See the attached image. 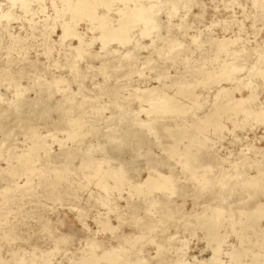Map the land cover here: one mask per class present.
Instances as JSON below:
<instances>
[{"label": "rangeland", "instance_id": "obj_1", "mask_svg": "<svg viewBox=\"0 0 264 264\" xmlns=\"http://www.w3.org/2000/svg\"><path fill=\"white\" fill-rule=\"evenodd\" d=\"M52 1L43 0L41 3L32 1L24 6L28 9L26 12L25 8L17 3L18 1L0 0V11L9 12L8 20L3 19L0 23L3 25H0V76L7 70L10 73L6 72V77L2 76L3 79L0 77V264H15L20 258L25 264H74L73 261H79L80 257L82 259L88 255L89 252L86 253L88 251L87 243H94L97 246L95 247L98 251L91 255L95 259L90 258L95 264H108V261L109 264H131L133 261L132 264H141L140 261L143 259L141 253L150 259L144 258L143 262H147H142V264H175L178 256L183 257L185 264H195L197 261L198 264H206L205 261L210 259L213 254V247L218 245L209 237L205 226L200 224L203 222L202 219L204 220L203 214L214 209L213 207L217 206L222 195L224 198L221 197V202H226L229 198L226 204L238 202L243 197L244 203L242 199L239 203L245 205V208L241 209L244 212L239 214L232 212L237 209L229 208V213L217 217V222L214 223L217 226L215 233H218L217 235L223 239L217 258L220 262L222 261V264H234L233 252L236 251L239 252L237 264H251L252 261L264 264V119L262 125L261 122H255L252 117H246L241 111L239 112L243 115L237 110L225 107L224 100L215 98L218 87L216 84L204 85L200 83L193 89V92L199 95L201 108L195 107L197 111L195 108H191L190 112L187 111L190 116L189 113H186L185 118L183 117L184 120L180 118L181 121L178 117L168 120L170 114H168L169 118L167 114L163 115L164 117L161 114L162 121L160 120L158 124L155 123L151 129H143L147 137L143 134L142 129H140L141 131L138 130V127L135 129L130 124L132 123L131 118L140 107H148V103L142 98L143 93L140 95L136 93L138 96L134 97L133 90L143 91L148 87L162 89L164 86L167 88L175 80L194 81L196 74H187L186 71L189 69L193 72L194 69L201 67L217 68L221 62L233 64L238 67L235 70L237 73L234 71L237 77L232 73L233 78H230L234 81H225L221 85L232 88L236 86L237 79H241L243 83L246 82L244 76H246L247 69L245 68L257 64L259 62L258 54L264 49V0H192L190 8L183 7L182 3L184 2L180 0H173V4L170 2L165 4L162 3L165 0H160L159 4L161 5L157 9L158 12L156 10V14H158L152 15L162 23L157 21L160 28L158 32L156 31L157 33L151 34L153 33L151 32L150 36L146 37L140 34L142 23L138 24L134 27L135 29L131 30L130 40L127 43L129 45L124 46L125 48L115 43L108 45L106 49L110 53L113 49L114 55L113 53L106 54L108 50H100L99 43L95 42L94 46L92 45L90 48L89 55L95 54L98 56L97 59L87 57L78 62L75 61L77 64L75 73L70 72L68 68L72 55L68 53L70 51L67 50V48L69 49L67 46H75L77 42L70 38L62 40L63 42L59 41L61 30L58 20L59 18L67 20L68 14L58 12L62 8L59 0H54L53 7ZM140 1L143 3L146 0ZM119 3L115 1L111 5V7L114 6V10L111 9L112 11L110 10L109 13H111L108 15L112 20L120 16L116 13L118 8L127 7L126 4ZM128 5H132V3ZM97 12L102 13L105 10L101 7ZM114 13L119 16H114ZM160 24L161 26H159ZM52 25H54L53 30L50 29ZM76 25V30L82 33L85 41L93 35H99L97 30L90 32L86 29L89 26L85 20H78ZM44 26L49 28L45 29ZM13 38L19 40V43L21 42L22 49L19 43L13 44ZM233 38L237 40L233 45H230V48L228 46V49H225L227 53L225 50L216 51L213 40L219 43L222 39ZM151 42L155 45L150 44V47L149 43ZM133 47L135 48L133 52L136 51L134 52L135 62L133 66L129 67L127 66L129 62L121 61V56L126 50L132 51ZM48 50L49 53H47ZM233 52L239 55H234ZM236 56L238 58H235ZM231 60L232 63H230ZM87 65H91L88 70ZM97 67L99 68L97 69ZM1 70L5 71L1 72ZM103 70L105 71L104 75ZM10 75L12 78H16L20 88L28 89L23 92L25 99L31 102L38 95L41 104L38 107L43 109V106H46L51 109L46 114L47 117L33 115L35 116L33 118L32 112L28 113L27 110L18 111L17 114L14 112L12 93L16 84L14 82L7 84L8 80L6 79L10 78ZM54 76L60 77L63 83L52 84ZM4 78L6 79L4 80ZM262 80L253 77L254 84H256H253L256 98L250 105H259L264 111V86H262L264 81ZM37 83H41L40 86ZM42 84L45 87H41ZM175 90L176 87H171L165 89V92L172 94ZM129 91H132L131 94ZM247 94L248 91L244 88L240 93L233 92L235 98L246 97ZM178 99L184 103L188 102L185 96H178ZM65 102H70L67 103L68 107ZM60 103H63L62 106ZM64 104L66 108L62 114L60 108L62 111ZM210 104L212 105L210 106ZM80 106L82 110L79 108ZM69 107L73 109V114L69 113L71 109ZM54 109H59L60 113ZM131 112L133 115L129 116ZM235 112L239 114L236 115ZM69 114L71 117L68 116ZM112 114H123L124 116L121 126L118 125L121 130L115 126L119 133L125 129L127 124L130 125L126 126L124 130V139H127L122 145L123 147L115 141L109 139L107 141V138L116 132L111 128H106V126H110L109 123L112 124V121L104 122L106 118L113 116ZM60 115L63 116L60 117ZM138 115L140 119L145 116L144 113ZM48 120L50 121L48 122ZM203 122H207V124L202 125ZM75 124L78 126L76 127ZM101 124L103 126L106 124V126L103 128ZM216 124L220 127L214 128ZM63 125L66 128L63 129ZM28 126L34 127L35 133L42 136V139L35 158L33 157L28 164L21 166L17 162L16 156L25 152L34 143L32 133L24 130ZM202 126L205 127L201 128ZM101 128L104 130L101 131ZM162 128H172L167 132L170 139L161 136L162 130L160 129ZM183 129H187L185 135L180 132ZM146 130L151 132L148 131V134ZM152 130L155 131V134ZM127 133L129 134L127 135ZM68 135H70L69 138ZM132 138L134 141L136 138V141L134 142ZM186 145H189L187 149ZM110 146H113V152L110 150L112 149ZM72 147L74 148L70 156L72 158L77 156L79 160L75 158L73 160L78 161L79 164L76 162L71 164V157L67 159L63 157L66 151L70 152L67 149ZM149 148L151 149L147 152ZM88 149L91 154H88ZM83 150L86 151L83 153ZM146 153L156 154L158 157L156 160L160 159V162L154 159L158 165L154 164L156 165L154 167L159 168H156L158 171L153 173L155 176L158 173L163 175L171 173L167 176L172 175L175 191L179 190H177L178 192L174 191L175 197L172 196V193H168L172 197V205L169 203L167 206L165 203L167 199L163 194L166 192L156 190L150 194H138L133 190L134 185L138 184V181H143L148 175L147 162H145L148 158L143 157L148 155ZM142 154L145 155L141 156ZM92 155H94L93 158H90ZM85 156L87 157L85 158ZM184 159L185 162H183ZM165 161L167 164L164 163ZM171 162L177 163L171 165ZM10 168L14 171L11 172ZM94 169L99 171L96 172ZM115 170H119L123 181L117 183L118 185L113 188L115 181L111 177ZM2 171L5 173L3 174ZM241 171H243V176L238 179L236 176ZM180 172L181 174H179ZM6 173L9 175L8 177L5 176ZM201 176L208 181L199 183L196 178L199 179ZM250 176L254 177L252 182H256L243 183L245 188L241 190L242 180ZM133 180L136 182L134 183ZM250 180L249 182H251ZM178 185L180 187L177 188ZM203 185L207 187L203 188ZM210 186L214 187L210 188ZM259 186L263 188L260 187L261 190L257 193L253 192V189L257 190ZM191 189L198 194L190 192ZM205 190H207L206 193ZM217 191L223 194L218 193L217 195ZM194 194H196L195 197L197 196L195 201L198 203L192 202ZM238 194L240 197L237 196ZM201 196H203L202 199H199ZM236 196L238 200H235ZM199 200H201L200 203ZM219 202L218 206L225 205V202L220 205ZM101 222L108 223L113 227V230L103 228ZM142 227L146 228L147 233L145 232L146 236L143 235L145 234L144 229L143 234L140 235V239H143L140 240L136 237L139 236ZM135 235L137 236L135 237ZM170 237L173 239H169ZM133 239L134 244L131 246ZM136 239H139V242ZM135 242L137 243L135 244ZM55 247L57 248L55 249ZM113 247L114 250L121 252L114 250L113 252L111 250ZM104 251H109V255L113 254V257L106 255L96 259L102 256ZM133 252H135L134 255ZM138 254L141 256H137ZM107 256L109 257L107 258Z\"/></svg>", "mask_w": 264, "mask_h": 264}, {"label": "bare ground", "instance_id": "obj_2", "mask_svg": "<svg viewBox=\"0 0 264 264\" xmlns=\"http://www.w3.org/2000/svg\"><path fill=\"white\" fill-rule=\"evenodd\" d=\"M9 1V0H8ZM16 1H18L17 3H20L21 5H22V7H24L26 4H28V3H30V2H36V3H41L43 0H11V2H16ZM115 1H118V2H120V3H122V4H126L127 5V7H125V8H116L117 10H116V13L117 14H119V15H115V13H114V16H119L118 18L116 17V19L115 20H112L110 17H109V15H110V13H109V11L111 10V9H113L114 8V6L113 7H111V5L113 4V3H115ZM180 1H183L184 3H182V6L183 7H185V8H190V5H191V3H192V0H180ZM56 2V1H55ZM59 2L62 4V8H61V10L60 11H58L59 13L60 12H62L63 14H68V19L67 20H64V19H61V18H59V20H58V25H59V28H60V30H61V35L59 36V41L60 42H63L62 40H64V39H67V38H70V39H74V40H76V42H77V44L74 46V45H68L67 47H69V49L67 48V50L68 51H70V52H68V53H71V55H72V60H71V64L69 63V65H68V68L70 69V72L72 71V73H75V72H77V64L75 63V61L76 62H78V61H80V59L82 60V59H84V58H95V59H97V55H89V51H90V48L92 47V45L95 43V42H98L99 43V45H100V50H102V51H107L108 49H106L107 47H108V45H110L111 43H115L116 45H118V46H122V48L125 46L126 47V45H129V44H127L128 42H129V40H130V32H131V30H133V28L135 27V26H138V24H140V23H142V26L140 27V34H143L144 36H150V33L151 32H153V33H151V34H154V32H158V30L160 29L159 27H158V24H157V21H158V23H161V22H159V20H156V18H155V16L158 14H156V10L157 9H159V5H161V4H159V3H161V1L160 0H146V1H144L143 3H142V1H140V0H59ZM127 2V3H126ZM168 2H170L171 4H173L172 2H173V0H165V1H162V3H168ZM51 3V2H50ZM119 3V4H120ZM129 3H132V5H128ZM170 3H169V5H170ZM52 7L54 6V0L52 1ZM165 4H163V6L165 5ZM117 5H118V3H117ZM116 5V6H117ZM168 5V4H167ZM166 5V6H167ZM40 6V5H39ZM43 6V5H42ZM119 6V5H118ZM122 6V5H121ZM21 7V8H22ZM27 7V6H26ZM103 8L104 10H105V12H102V13H98L97 12V10H98V8ZM161 7V6H160ZM165 7V6H164ZM182 7V8H183ZM25 8V7H24ZM40 8V7H39ZM42 8H44V7H42ZM23 9V8H22ZM27 10L28 9H26L25 8V10L24 11H26L27 12ZM114 10V9H113ZM160 10H161V8H160ZM172 10V9H171ZM174 10H177L176 8H174ZM174 10H173V12H174ZM34 11V10H33ZM112 11V10H111ZM163 11V10H162ZM57 12V13H58ZM114 12V11H113ZM113 12H112V15H113ZM157 12H158V10H157ZM23 13V12H22ZM108 13H109V15H108ZM149 13H151V14H149ZM163 13V12H162ZM8 14H9V12L8 11H6V12H2V11H0V23L2 22V20L3 19H7L8 20ZM156 14V15H155ZM61 15V14H60ZM111 15V16H112ZM152 15H155V16H152ZM46 16V15H45ZM63 18V17H62ZM113 18V17H112ZM46 19H47V17H46ZM50 20V19H49ZM54 20V19H53ZM78 20H85V21H87V24H88V26L89 27H87L86 29L87 30H89L90 32H93V31H95V30H97L98 32H99V35H97V36H92V37H90L88 40H83V35H82V33H80V32H78L77 30H76V28H75V26H77L76 24H78ZM45 21V20H44ZM29 22H30V19H29ZM32 22V21H31ZM42 22V21H41ZM54 22V21H53ZM45 24V23H44ZM162 24V23H161ZM161 24L159 25V26H161ZM1 25V24H0ZM43 25V24H42ZM1 26H3V25H1ZM33 26V25H32ZM36 26V25H35ZM47 27V26H46ZM46 27L44 26L43 28H45L46 29ZM164 27V26H163ZM2 28H4V27H2ZM35 28V27H34ZM47 28H49V27H47ZM166 28V27H165ZM50 29H54V25H52L51 27H50ZM135 29V28H134ZM137 29H139V28H137ZM163 30H164V28H162ZM167 29V28H166ZM168 30V29H167ZM156 32V33H157ZM166 32V31H165ZM160 33V32H159ZM142 35V36H143ZM155 36V35H154ZM163 37V36H162ZM162 37H161V39H162ZM143 38V37H142ZM149 38H151V37H149ZM155 38V37H154ZM153 38V39H154ZM157 38H158V35H157ZM157 38H156V40H157ZM13 39H15V38H13ZM12 39V42H14L13 44H15V43H19L18 41L19 40H17V39H15V40H13ZM160 39V38H159ZM160 39V40H161ZM164 39V38H163ZM132 40V39H131ZM155 40V41H156ZM195 40V39H194ZM236 38H233V39H228V40H225V39H222L221 40V42H217V41H215V40H213V42L215 43V47H216V51L217 52H220V51H224L228 46H229V48H230V45H233L235 42H236ZM22 41V40H21ZM159 42V41H158ZM166 42V41H165ZM153 42H151V43H149V45L151 44V45H155V43H153ZM161 43V42H160ZM20 44V48L22 49V47H21V42L19 43ZM18 44V45H19ZM158 44V43H157ZM151 45H150V47H151ZM161 45V44H160ZM94 46V45H93ZM159 46V45H158ZM124 47V48H125ZM147 47V46H146ZM154 48H155V46H153ZM134 48V47H133ZM142 48H145V47H142ZM132 49V48H131ZM138 49V48H137ZM136 49V50H137ZM228 49V48H227ZM113 50V49H112ZM111 50V53H113V51ZM133 50H135V48L134 49H132V51H130V50H126V52H124V53H122L123 55L121 56L122 57V59H121V61H123L124 62V60L125 61H127V62H129L128 64H127V66H129V67H131V66H133L134 65V62H135V57H134V52H136V51H134L133 52ZM9 51V50H8ZM117 51V50H116ZM115 51V52H116ZM171 51V50H170ZM245 51V50H244ZM91 52H92V50H91ZM109 52V53H108ZM108 52L106 53V54H111L110 53V51L108 50ZM225 52H226V50H225ZM47 53H49V50L47 51ZM98 53V52H97ZM117 54H118V51L116 52ZM115 53V55H117ZM168 53H170V52H168ZM227 53V52H226ZM104 54V53H103ZM233 54H234V52H233ZM235 54H237V55H239L238 53H235ZM234 54V55H235ZM113 55H114V53H113ZM241 55V54H240ZM103 56V55H102ZM102 56H100V57H102ZM118 56V55H117ZM136 56V55H135ZM99 57V58H100ZM104 58H105V56H103ZM119 57V56H118ZM137 57V56H136ZM229 57V56H228ZM234 57V56H233ZM258 57H259V62L257 63V64H252V66L249 68V66H248V68H245V69H247V72H246V76H244V78H246V82H242V80L241 79H237L238 81H237V83H236V86L235 87H232V88H226V87H224V86H222L221 85V83L222 82H224L225 83V81H230L231 80V82H233L234 80L233 79H231V78H233L232 76H231V74L232 73H234V71L236 70V69H238V67H236L235 65H233V64H228V63H220L219 65H218V67L217 68H210V69H208V68H198V69H194L193 70V72L189 69V70H187L186 71V73L187 74H190V75H192V74H196V77L194 78V81H188V80H185L184 82H181V80H175V81H173L171 84H170V86H168L167 88H165L166 86H164V88H162V89H160V88H157V87H151V88H145L143 91H139V90H137V89H135V90H133V93H135L134 95H133V93H132V95L134 96V97H136V96H138V95H140L141 93H143L142 94V98H143V100H145V102L146 103H148V107H140L139 108V110H137V112L136 113H134V115L132 114V112H131V115H129V116H132L133 115V118H131L132 119V123H130L131 125H133L134 126V128L135 129H137V127L139 128L138 130H140V129H142V131H144V135L146 134L145 133V130H143V129H151L152 128V126L155 124V123H159V121L162 119L163 120V118H161L163 115H165V114H167V117L169 118V116H170V119H168V120H171V119H175L176 117H178L179 119L180 118H182L183 119V117L186 115V113H189L191 110V108L193 109V108H195V107H200L201 108V105L199 106V95L198 94H196V93H194L193 91V89L195 88V87H197L200 83H202V84H204V85H209V84H216V86H218L217 87V89H216V94H215V98L217 99V98H220L221 100H224L223 102H224V106L225 107H229L231 110H237V112H239V111H241L242 113H244V115H246V117H248V116H250V117H252L253 118V120H255V122H263V119H264V111H263V109H262V107L261 106H259V105H257V106H251L250 104L252 103V101L254 102V99L256 98L255 97V93H254V86H253V84H254V81H253V77H258V78H261V79H263L262 81H264V49L261 51V53H259L258 54ZM104 58H102L103 60H104ZM235 58H238L237 56L235 57ZM133 59V60H132ZM217 59V58H216ZM215 59V60H216ZM101 60V59H100ZM235 60V59H234ZM73 61H74V63H73ZM118 62V61H117ZM123 62H122V65H123ZM230 62V61H229ZM90 63V62H89ZM230 63H232V60H231V62ZM233 63H234V61H233ZM100 64H101V62H100ZM126 64V63H125ZM116 65H118V64H116ZM248 65V64H247ZM91 66V65H90ZM90 66H88L87 65V70H88V68H91ZM103 66V65H102ZM102 66H101V68H102ZM104 66L106 67V65H105V63H104ZM103 66V67H104ZM99 67H100V65H99ZM99 67H97V69L99 68ZM104 67V69H106ZM57 68H58V65H57ZM119 67H117V69H118ZM125 68V67H124ZM128 68V67H127ZM85 69V68H84ZM113 69V68H112ZM120 69V68H119ZM99 70H101V69H99ZM108 70V69H107ZM106 70V71H107ZM3 71H5V70H3ZM2 70H1V72H3ZM79 71V70H78ZM98 71V70H97ZM243 71V70H242ZM6 72H8L9 73V71L7 70V71H5L4 73L5 74H3L5 77H6ZM80 72V71H79ZM99 72V71H98ZM102 72V71H101ZM103 75L105 74V71L103 70ZM236 73H237V71H235ZM239 72V71H238ZM100 73V72H99ZM10 74V73H9ZM8 74V75H9ZM78 74V73H77ZM76 74V75H77ZM101 74V73H100ZM235 74V73H234ZM2 75V74H1ZM2 75V76H3ZM2 76H0L1 78H2ZM38 76V75H37ZM234 76V75H233ZM39 77V76H38ZM231 77V78H230ZM235 77H237L236 76V74H235ZM234 77V78H235ZM0 78V79H1ZM14 78V77H13ZM12 78V75H10V78H4V80L6 79V80H8V82H7V84H10V83H15L16 84V86H15V88H14V90H13V100H12V103L14 104V112L16 113V112H20V111H22V110H27V112L29 113V111H31L32 112V117L33 118H35V116H33V115H36V117H37V115L38 116H41V117H44V116H46V114H48V111H51V109H49V108H46V106H43L44 108L42 109V108H39L38 106H41V104L39 103V100H40V98H39V96L38 95H36L35 96V98L34 99H32V101L31 102H29L27 99H25V94H23V92L24 91H27L28 89H26V87L24 88V89H22V88H20L19 87V85H18V82H17V80H16V78H14L13 79ZM162 78V77H161ZM244 78H242V79H244ZM3 79V78H2ZM35 80H36V78H35ZM38 80H40V77L38 78ZM233 80V81H232ZM236 80V79H235ZM1 81H3V80H1ZM3 82H5V81H3ZM3 82H1V83H3ZM33 82V81H32ZM39 82V81H38ZM51 82H53L52 84H54V83H63L62 82V79L60 78V77H57V76H54V80L53 81H51ZM6 83V82H5ZM4 83V84H5ZM41 83H43V82H41ZM41 83H37V85L38 86H40V84ZM243 83V85L242 86H240L241 84ZM4 84H1V85H3V86H5ZM36 84V83H35ZM46 84V83H45ZM50 84V83H49ZM82 84V83H81ZM254 85H256V84H254ZM34 86V85H33ZM44 86V84H42L41 85V87H43ZM215 86V85H214ZM262 86H264V85H262ZM6 87V86H5ZM7 87H8V85H7ZM40 87V88H41ZM45 87V86H44ZM173 88V87H176V90L172 93V94H169V93H167V92H165V89H170V88ZM247 89V91H248V94H247V96L245 97V96H239L238 98H235L234 96H233V92L234 91H236V92H241V90L242 89ZM41 89H44V88H41ZM66 89H67V87H66ZM69 89H70V87H69ZM40 92H41V90H40ZM130 92V91H129ZM132 92V91H131ZM131 92H130V94H131ZM136 93L138 94V95H136ZM209 93V92H208ZM83 94V93H82ZM39 95H40V93H39ZM136 95V96H135ZM178 96H185L186 98H187V100H188V102L187 103H184V102H181L179 99H178ZM202 96V95H201ZM207 96V95H206ZM73 97V96H72ZM140 97V96H139ZM1 98V97H0ZM3 98V97H2ZM51 98V97H50ZM87 98V97H86ZM205 98V97H204ZM214 99V98H213ZM47 101V100H46ZM203 101V100H202ZM205 101V100H204ZM41 102V101H40ZM45 102V101H44ZM207 102V101H206ZM205 102V103H206ZM211 102H213V101H211ZM64 103V102H63ZM63 103H60V105L61 104H63ZM67 103H70V102H67ZM67 103L65 102V104L67 105ZM59 104V103H58ZM57 104V105H58ZM65 104L63 105V107H62V111H61V108H60V112L62 113L63 112V110H64V108H66V107H68V105L65 107ZM200 104H202V103H200ZM216 104V103H215ZM253 104V103H252ZM70 105V104H69ZM212 104H210V106H211ZM62 106V105H61ZM72 106V105H71ZM12 107V106H11ZM59 107V106H58ZM71 107H69V109H70ZM80 109H81V106L79 107ZM79 108H78V110H79ZM122 108V107H121ZM210 108H212V107H210ZM8 109H10L11 110V108H8ZM69 109H67V110H69ZM196 109V111H197V108H195ZM194 109V110H195ZM217 109V108H216ZM215 109V110H216ZM13 110V109H12ZM55 111H58L57 109H54ZM54 110H52V112H54ZM72 108L69 110L70 112L69 113H71V114H73V112H72ZM82 110V109H81ZM119 110H120V108H119ZM122 110V109H121ZM126 110V109H125ZM133 110V109H132ZM123 111V110H122ZM127 111V110H126ZM187 111H189V112H187ZM193 111V110H192ZM195 111V112H196ZM200 111H201V109H200ZM208 111V110H207ZM206 111V112H207ZM223 111V110H222ZM59 112V111H58ZM57 112V113H58ZM59 112V113H60ZM64 112H65V110H64ZM125 112V111H124ZM14 113V114H15ZM67 113V112H66ZM66 113H65V115H66ZM75 113V112H74ZM139 113H144V118L143 119H140L139 118ZM215 113H217V112H215ZM219 113H220V111H219ZM219 113H218V115H219ZM236 113V112H235ZM240 113V112H239ZM239 113H236V115L237 114H239ZM242 113H240V114H242ZM17 114V113H16ZM21 114V113H20ZM63 114V113H62ZM114 114V113H113ZM112 114V115H113ZM124 114H126V112L124 113ZM161 114H162V116H161ZM168 114H170L169 116H168ZM210 114V113H209ZM4 115V114H3ZM6 115V114H5ZM160 115V116H159ZM213 115V114H212ZM235 115V114H234ZM243 115V114H242ZM2 116V115H1ZM27 116V115H26ZM25 116V117H26ZM30 116V115H29ZM58 116V115H57ZM61 116H63V115H60V117ZM69 117H71L70 116V114L68 115ZM67 116V117H68ZM114 116V117H113ZM113 116H111V117H109V118H106L105 120H104V122L105 123H108V120H109V122L110 121H112V124H110L109 123V125L110 126H106V124H105V126H106V128L108 129V128H111V129H113L114 131H116V132H114V134H112V136L110 137V138H107V141H108V139L111 141H115V142H117L120 146H122V145H124L125 144V141H126V139H124V136H125V133H124V130L126 129V126H128L129 124H127L126 126H125V129L124 130H122L120 133L118 132V130L117 129H119V124H120V126H121V121H122V119H124L123 117V114H118V115H113ZM127 116H128V114H127ZM127 116H126V118H127ZM189 116H190V113H189ZM188 116V117H189ZM47 117V116H46ZM50 117V116H49ZM48 117V118H49ZM59 117V116H58ZM67 117H66V123H67ZM164 117V116H163ZM215 117V116H214ZM28 118V117H27ZM39 118V117H38ZM65 118V117H64ZM103 118H105V117H103ZM116 118V119H115ZM130 118V117H129ZM166 118V117H165ZM164 118V119H165ZM185 118V117H184ZM220 118V117H219ZM32 119V118H31ZM45 119V118H44ZM47 119V118H46ZM70 119V118H69ZM131 119H130V121H131ZM177 119V118H176ZM232 119V118H231ZM248 119V118H247ZM93 120V119H92ZM128 120V119H127ZM161 120V121H162ZM181 120V119H180ZM180 120H178V121H180ZM184 120V119H183ZM50 120H48V122H49ZM125 121H126V119H125ZM125 121H124V123H125ZM166 121V120H165ZM182 121V120H181ZM212 121V120H211ZM233 121H235V120H233ZM240 121V120H239ZM102 122V121H101ZM104 122H102L103 124H104ZM175 122H177L176 120H175ZM241 122H242V120H241ZM53 123V122H52ZM51 123V124H52ZM59 123V122H58ZM60 123H61V121H60ZM123 123V122H122ZM123 123V125H125ZM165 123V122H164ZM178 123H180V122H178ZM177 123V124H178ZM207 124V122H203V124L202 125H206ZM260 123V124H261ZM54 124V123H53ZM63 124V123H62ZM162 124V123H161ZM161 124H159V125H161ZM234 124V123H233ZM68 125V123L66 124V126ZM102 125V124H101ZM113 125V126H112ZM122 125V126H123ZM167 125V124H166ZM262 125H263V123H262ZM60 126V125H59ZM66 126L65 125H63L62 126V128L64 129V128H66ZM75 126L77 127L78 126V124H75ZM97 126V125H96ZM105 126H103L102 125V127L104 128ZM115 126H118V128L117 127H115ZM130 126V125H129ZM6 127V126H5ZM19 127V126H18ZM93 127V126H92ZM114 127H115V129H114ZM157 127V126H156ZM163 127V126H162ZM169 127V126H168ZM205 126H202L201 128H204ZM220 127V125H214V128H219ZM237 127V126H236ZM34 128V127H33ZM32 127H30V126H28V127H26V128H24V130L25 131H30V134L32 133V138H33V141H34V143L31 145V147H29V149H27L25 152H23V153H21V154H19V155H17L16 156V160H17V162L21 165V166H24V165H26V164H28L30 161H31V159L34 157V156H36V154H37V152H38V150L40 149V146H39V144H40V141H41V139H42V136H38V134L37 133H35V130L33 129ZM100 128V127H99ZM117 128V129H116ZM124 128V127H123ZM122 128V129H123ZM128 128V127H127ZM132 128V127H131ZM159 128V127H158ZM157 128V129H158ZM180 128H182L181 126H180ZM107 129H105V131H107L108 132V130ZM129 129H130V127H129ZM168 129H172V128H167V129H165V128H162V129H160V130H162V134H161V136L162 137H164V136H166L167 137V139H170V137L167 135L168 133L167 132H169L170 130H168ZM221 129H223V128H221ZM220 129V130H221ZM96 130V129H95ZM102 130H104V129H102L101 128V131ZM112 130V131H113ZM119 130H121V129H119ZM128 130V129H127ZM132 130H134V129H132ZM131 130V131H132ZM137 130V131H138ZM105 131H103V132H105ZM141 131V130H140ZM147 131V130H146ZM149 131V130H148ZM147 131V132H148ZM153 131V130H152ZM92 132V131H91ZM97 132H99L98 130H97ZM102 132V133H103ZM110 132V131H109ZM129 132V131H128ZM149 132H151V131H149ZM149 132H148V134H149ZM155 131H153V134H155L154 133ZM181 133H183L184 135L187 133V129H183V130H181L180 131ZM29 133V132H28ZM95 133V132H94ZM112 133V132H111ZM110 133V134H111ZM132 133H133V131H132ZM135 133V132H134ZM137 133V132H136ZM139 133V132H138ZM141 133V132H140ZM157 133V132H156ZM26 134V133H25ZM29 134V135H30ZM68 134V133H67ZM72 134V133H71ZM70 134V135H71ZM78 134V133H77ZM77 134H75V135H77ZM97 134H99V133H97ZM129 133H127V135H128ZM147 134V135H148ZM151 134V133H150ZM70 135H68V138L70 137ZM80 135V134H79ZM96 135V134H95ZM100 135V134H99ZM102 135H104V133L102 134ZM102 135H100V136H102ZM138 135H140V134H138ZM137 135V136H138ZM142 135V134H141ZM173 135V134H172ZM53 136V135H52ZM78 136V135H77ZM76 136V137H77ZM136 136V135H135ZM136 136V137H137ZM146 136V135H145ZM28 137V136H27ZM75 137V136H74ZM79 137V136H78ZM132 137V136H131ZM139 137H141V136H139ZM144 137V136H143ZM147 137V136H146ZM175 137V136H174ZM29 138H30V136H29ZM81 138V137H80ZM129 138V137H128ZM56 139V138H55ZM105 139V138H104ZM103 139V140H104ZM146 139V138H145ZM159 139V138H158ZM161 139V138H160ZM163 139V138H162ZM30 140H31V138H30ZM82 140V139H81ZM132 140H133V138H132ZM141 140V139H140ZM221 140V139H220ZM100 141H102V140H100ZM128 141V140H127ZM134 141V140H133ZM135 141H136V138H135ZM134 141V142H135ZM150 141V140H149ZM154 141H155V139H154ZM158 141V140H157ZM161 141V140H160ZM159 141V142H160ZM42 142H43V140H42ZM104 142V141H103ZM130 142V141H129ZM132 142V141H131ZM140 142V141H139ZM163 142V141H162ZM127 143V142H126ZM137 143V142H136ZM135 143V144H136ZM140 143H142V142H140ZM148 143V142H147ZM151 143H152V141H151ZM154 143V142H153ZM157 143V142H156ZM101 144V143H100ZM108 145H109V143H107ZM113 144V143H112ZM129 144V143H128ZM134 144V145H135ZM159 144V143H158ZM157 144V145H158ZM41 145H43L42 143H41ZM87 145H89V144H87ZM98 145V144H97ZM106 145V144H105ZM131 145H133L132 143H131ZM138 145H139V143H138ZM141 145V144H140ZM144 145H145V142H144ZM77 146H79V145H77ZM76 146V147H77ZM90 146V145H89ZM146 146V145H145ZM147 146H149V145H147ZM151 146V145H150ZM159 146V145H158ZM188 146L189 145H186V149L188 148ZM84 147H85V145H84ZM87 147V146H86ZM105 147V146H104ZM103 147V148H104ZM111 147V146H110ZM109 147V148H110ZM117 147V146H116ZM123 147V146H122ZM128 147H129V145H128ZM133 147V146H132ZM62 148V147H61ZM74 147H72L71 149H67L68 151H70V152H67L66 151V153L63 155V157L64 158H68V157H71L70 155H71V152H72V149H73ZM78 148V147H77ZM100 148V147H99ZM112 149H110L111 151L113 150V146L111 147ZM125 148V147H124ZM137 148V147H136ZM63 149V148H62ZM76 149V148H75ZM95 149V148H94ZM101 149V148H100ZM106 149H107V147H106ZM106 149H105V152H106ZM118 149V148H117ZM117 149H116V151H117ZM120 149V148H119ZM127 149V148H126ZM134 149H135V147H134ZM150 149L151 148H149V150L147 151V152H149L150 151ZM77 150V149H76ZM75 150V151H76ZM109 150V151H110ZM115 150V149H114ZM78 151V150H77ZM79 151H81V150H79ZM86 151V150H85ZM84 150H83V153L85 152ZM96 151V150H95ZM99 151V150H98ZM98 151H96V152H98ZM125 151V150H124ZM154 151V150H153ZM61 152V151H60ZM65 152V151H64ZM74 152V151H73ZM82 152V151H81ZM87 152H89L88 154H91L90 152V150L88 149V151ZM93 152V151H92ZM100 152V151H99ZM98 152V153H99ZM104 152V151H103ZM113 152V151H112ZM141 152V151H140ZM152 152V151H151ZM75 153V152H74ZM95 153V152H94ZM93 153V154H94ZM62 154H63V152H62ZM146 154H148V155H146V156H143V155H145V154H142L141 156H143V157H147L148 158V160L146 159V161L145 162H147V168H148V171H147V173H148V175L146 176V178L143 180V181H138V184L136 183V185H134V183L136 182H134V180H133V185L135 186V188L133 189V190H135L136 192L135 193H142V194H150L151 192H153V191H155L156 192V190H158V191H162V192H166V194H163L164 195V197L167 199V200H165V203H166V205L167 206H169V203L172 205L173 203L171 202V198L172 197H170L171 195H169L170 193H172V196L173 197H175V195L173 194L174 193V191H175V187H174V185L175 184H173V181H172V175L170 176H167L168 174H171V173H169L168 172V174L166 175H163V174H157V176H155V174H153V173H156L157 171H156V168H158V167H154V166H156L157 164H156V161H158V160H156V158H158L157 157V155L155 154H152V155H150L149 153H146ZM159 154H161L160 152H159ZM54 155V154H53ZM75 155V154H74ZM73 155V156H74ZM86 155V154H85ZM103 156H104V154H102ZM170 155V154H169ZM88 156V155H87ZM87 156H85V158L87 157ZM93 156L94 155H92V157H90V158H93ZM107 156V155H106ZM106 156H105V158H106ZM140 156V157H141ZM63 157H60L61 159L63 158ZM77 156H75L74 158L75 159H77V160H79L78 159V157L76 158ZM83 157V156H82ZM125 157V156H124ZM127 157V156H126ZM130 157V156H129ZM163 157V156H162ZM181 157H182V155H181ZM35 158V157H34ZM74 158H70V159H74ZM144 158V159H145ZM174 158V157H173ZM176 158H179V157H177L176 156ZM83 159V158H82ZM94 159H96L95 157H94ZM115 159V158H114ZM117 159V158H116ZM122 159V158H121ZM156 161H155V160ZM175 159V158H174ZM182 159V158H181ZM70 161V163L71 164H73V163H75L76 161L75 160H73V161ZM100 160H101V158H100ZM173 160V159H172ZM180 160V159H179ZM178 160V161H179ZM133 161V160H132ZM132 161H131V163H132ZM166 161H168V160H166ZM166 161L164 162V163H166ZM175 161V160H174ZM177 161V162H178ZM110 162V161H109ZM158 162H160V159H159V161ZM176 162V163H177ZM183 162H185V159H184V161ZM76 163H78V161L76 162ZM102 163V162H101ZM100 163V164H101ZM104 163V162H103ZM106 163H108V162H106ZM163 163V164H164ZM168 164H170V162L168 161L167 162ZM166 163V164H167ZM172 163H175V162H171V165H172ZM175 163V164H176ZM187 163V162H186ZM58 164V163H57ZM79 164V163H78ZM78 164H76V165H78ZM95 164V163H94ZM133 164V163H132ZM154 164H156V165H154ZM159 164V163H158ZM163 164H161V165H163ZM251 164V163H250ZM104 165V164H103ZM102 165V166H103ZM106 165H108V164H106ZM115 165V164H114ZM145 165V164H144ZM165 165V164H164ZM179 165H180V162H179ZM248 165V164H247ZM74 166V165H73ZM73 166H71V167H73ZM86 166V165H85ZM101 166V167H102ZM158 166V165H157ZM160 166V165H159ZM166 166V165H165ZM184 166V165H183ZM183 166H182V168H183ZM8 167V166H7ZM11 167V166H10ZM82 167H84L83 165H82ZM95 168H96V165L94 166ZM98 167V166H97ZM106 167V166H105ZM104 167V168H105ZM247 167V166H246ZM168 168V167H167ZM8 169V168H7ZM13 169V168H12ZM56 169V168H55ZM93 169V168H92ZM146 169V168H145ZM159 169V168H158ZM248 168H246V170H247ZM3 170V169H2ZM11 172H13L12 170H11V168L9 169ZM8 170V171H9ZM241 170V169H240ZM249 170V169H248ZM5 171H7V170H5ZM5 171H2L3 172V174L5 173ZM57 171V170H56ZM94 171H96V172H98L99 170L98 169H94ZM121 171V170H120ZM169 171V170H168ZM171 171H172V169H171ZM179 171V170H178ZM181 171H184L183 169H181ZM187 171V170H186ZM0 172H1V170H0ZM242 172L243 171H241L236 177H238V179L240 178V176H243L242 175ZM57 173H59V172H57ZM146 173V174H147ZM162 173V172H161ZM185 173V172H184ZM183 173V174H184ZM197 173V172H196ZM249 173V172H248ZM9 174V173H8ZM179 174H181V172L179 173ZM192 174V173H191ZM175 175V174H174ZM188 175V174H187ZM5 176H9V175H7V173H6V175ZM121 173L119 172V170L118 171H113L112 172V177H111V179L113 178L114 179V181H115V186L113 185V188L114 187H116L118 184L117 183H121L122 181H123V179H121ZM178 176V175H177ZM198 176V175H197ZM133 177V176H132ZM179 177V176H178ZM182 177H183V175H182ZM181 177V178H182ZM119 178H120V180H119ZM175 177H173V179H174ZM180 178V179H181ZM191 178V177H190ZM112 179V180H113ZM133 179V178H132ZM198 181H199V183L200 182H206V181H208V179H205V178H202V176H201V178L199 177V179L198 178H196ZM249 179H251L250 181L251 182H249ZM254 179V177L253 176H250V177H245L244 178V180H242V184L243 183H245V184H248V183H253V182H256V181H253L252 182V180ZM130 180V179H129ZM175 180H177L176 178H175ZM185 180H186V178H185ZM125 181V180H124ZM128 181V180H127ZM131 181V180H130ZM129 182V181H128ZM129 183H131V182H129ZM178 183V182H177ZM217 183V182H216ZM201 185V184H200ZM209 185V184H208ZM215 185V184H214ZM222 186V185H221ZM131 187H133V186H131ZM177 188L178 187H180L179 185L178 186H176ZM203 188L204 187H207V186H205V185H203L202 186ZM212 187H214V186H210V188H212ZM237 187H238V185H237ZM260 187H262V186H259V187H257V190L255 189H253V192L254 191H256V193L259 191V190H261L260 189ZM202 188V193H203V189ZM223 188V187H222ZM245 188V185L243 184V186H242V188H241V190H243ZM263 188V187H262ZM109 189H110V187H109ZM108 189V190H109ZM131 189V188H130ZM206 189V188H205ZM220 189H221V187H220ZM238 189V188H237ZM240 189V188H239ZM107 190V191H108ZM178 189H176V191H177ZM184 190V189H183ZM186 190V189H185ZM193 189H191L190 190V192L192 191ZM197 190H200V189H197ZM248 190V189H247ZM175 191V192H176ZM179 191V190H178ZM177 191V192H178ZM186 191H188V190H186ZM206 191L207 190H205V193H206ZM208 191H210V190H208ZM220 191V190H219ZM223 191V190H222ZM221 191V192H222ZM232 191V190H231ZM234 191V190H233ZM232 191V192H233ZM238 191V190H237ZM246 191V190H245ZM180 192H181V190H180ZM193 193H196V192H194V191H192ZM235 192H236V188H235ZM241 192V191H240ZM242 192H244V191H242ZM130 193V192H129ZM161 193V192H160ZM169 193V194H168ZM201 193V192H200ZM207 193H209V192H207ZM218 191H217V195H218ZM132 194H133V192H132ZM180 194H182V193H180ZM183 194H184V192H183ZM190 194V193H189ZM196 194H198V193H196ZM196 194H194V199H192V202H194L195 201V199H197V196L195 197V195ZM204 194V193H203ZM220 195H222L221 193H219ZM240 194V193H239ZM239 194L237 195L238 197H240L239 196ZM200 195V194H199ZM202 195V194H201ZM205 195H207V194H205ZM205 195H204V197H205ZM219 195V196H220ZM230 195V194H229ZM228 195V196H229ZM236 195V194H235ZM241 195V194H240ZM178 196H179V193H178ZM187 196H188V193H187ZM190 196V195H189ZM223 196V195H222ZM221 196V197H222ZM226 196H227V194H226ZM237 196H236V198H235V200L237 199L238 200V198H237ZM199 197V196H198ZM202 197L203 196H201L199 199H202ZM220 197V202H219V205L223 202H225V201H222L221 202V200H222V198H224V197H222L221 198ZM190 198V197H189ZM225 198H227V197H225ZM232 198V197H231ZM230 198V199H231ZM243 198V197H242ZM241 198V199H242ZM244 198H246V197H244ZM174 199V198H173ZM173 199H172V201H173ZM206 199V198H205ZM229 199V198H228ZM228 199L226 200V202H225V205L223 206V204H222V207L221 206H218V202H217V206L216 205H214V206H216V207H213L214 209H210V211L209 212H206V213H204L203 214V218H204V220L202 219V223L200 224L201 226H205V228H206V231H207V234L209 235V237H211L212 239H213V242L215 241V243L218 245L217 247H213V245H212V247H213V250H212V252H213V254H212V256L210 257V259H208L207 261H205L206 262V264H220L221 262H220V260L217 258L218 257V253H219V250H220V247L219 246H221V244L220 243H222V238H221V236L219 237L216 233H215V231H216V229L217 228H215V227H217V226H215V222H217L216 220H217V217L218 216H220V215H223V214H225V213H229L228 212V210H229V208L230 209H237V211H232L233 213H236V214H239V213H242V212H244V211H241V209H244L245 208V205H242V203H239V202H241L242 200L240 199L238 202L236 201H233V202H235V203H233V204H226L227 203V201H228ZM224 200V199H223ZM234 200V199H233ZM250 200H252L251 198H250ZM198 201V200H197ZM200 201L201 200H199V203H200ZM244 201H245V199L243 200V203H244ZM160 202V201H159ZM185 202V201H184ZM196 202V201H195ZM216 202V201H215ZM230 202H231V200H230ZM149 203H150V201H149ZM196 203H198V202H196ZM246 203V202H245ZM152 204H153V201H152ZM195 204V203H194ZM214 204V203H213ZM212 204V205H213ZM241 204V205H240ZM247 204H250V203H247ZM259 204V203H258ZM170 205V206H171ZM196 205V204H195ZM209 205V204H208ZM211 205V204H210ZM240 205V206H239ZM255 205H257V204H255ZM260 205V204H259ZM153 206V205H152ZM252 206V205H251ZM248 207V206H247ZM226 208V209H225ZM196 215H198V214H196ZM192 218V217H191ZM162 220V219H161ZM226 220H228V219H226ZM101 224H102V227L103 228H107V229H111V230H113V227H111L108 223H102L101 222ZM155 228V227H154ZM145 229V231H143ZM153 229V228H152ZM138 230H140V229H138ZM155 230V229H154ZM142 231L145 233L147 230H146V228H143L142 227V229H141V232L138 234L139 236H137V235H135V237L136 238H139L140 239V235H142L143 233H142ZM142 233V234H141ZM147 233V232H146ZM146 233L145 234H143L144 236H146ZM208 237V236H207ZM134 238V237H133ZM172 237H170L169 239H171ZM223 238H226V237H223ZM139 239H136L138 242H139ZM141 239H143V238H141ZM140 239V240H141ZM173 239V238H172ZM128 240V239H127ZM123 241H124V239H123ZM132 242L134 241V239L133 240H131ZM225 241V240H224ZM223 241V242H224ZM120 242H122V241H120ZM126 242V241H125ZM131 242V246H132V244H134V242L132 243ZM238 242V241H237ZM128 243H129V241H128ZM137 242H135V244H136ZM148 243V242H147ZM211 243H212V241H211ZM63 245H64V243H62ZM149 244H150V242H149ZM152 244V243H151ZM213 244V243H212ZM120 245V244H119ZM127 245V244H126ZM138 245V244H137ZM211 245V244H210ZM86 246H87V248H88V251H86V253H88V255L85 257V258H82L81 259V257H80V260L78 261V260H75V261H73L74 262V264H95V262L93 263L92 262V260L90 259V258H93V259H95L94 257H91V255L93 254V252H95L96 251V245H94V243H87L86 244ZM96 246V247H95ZM123 246V245H122ZM136 246V245H135ZM156 246H157V244H156ZM216 246V245H215ZM59 247V246H58ZM127 247V246H126ZM125 247V248H126ZM129 247V246H128ZM159 247V246H158ZM183 247V246H182ZM181 247V248H182ZM57 247H55V249H56ZM121 248V246L119 247V249ZM160 249H162L161 247H159ZM183 248H185V247H183ZM61 249H62V247H61ZM115 248L113 247L111 250L113 251ZM118 249V248H117ZM133 249H134V247H133ZM140 249V248H139ZM139 249H136L137 251L139 250ZM57 250H60V249H57ZM121 250V249H120ZM120 250H118V251H120ZM127 250V249H126ZM131 250V249H130ZM158 249L156 248V251H157ZM53 251H54V249H53ZM98 251V250H97ZM96 251V252H97ZM114 251H117V250H114ZM113 251V252H114ZM117 251V252H118ZM123 251V250H122ZM134 251V250H133ZM142 251V250H141ZM162 251V250H161ZM221 251V250H220ZM41 252V251H40ZM117 252H116V254H117ZM121 252V251H120ZM125 252V251H124ZM123 252V253H124ZM134 253L135 252H133V255H134ZM141 253V252H140ZM139 253V254H140ZM186 253V252H185ZM51 254V253H50ZM85 254V253H84ZM110 254V252L109 251H104L103 253H102V256H99L98 258H96V259H100L101 257H104V256H106V255H109ZM137 255V256H141V257H143V259H142V261H140L141 262V264H142V262H143V260H144V258H147V257H144V255L141 253V255ZM183 254V253H182ZM120 255V254H119ZM124 255V254H123ZM109 256H111V255H109ZM109 256H107V258L109 257ZM233 256H234V264L236 263L237 264V262H238V256H239V252H236V251H234L233 252ZM39 257V256H38ZM111 257H113V254H112V256ZM106 258V259H107ZM116 258V257H115ZM115 258H111V259H115ZM151 258V257H150ZM178 259L175 261V264H185L184 263V259H183V257L182 256H178L177 257ZM37 259V258H36ZM141 259V258H140ZM147 259H149V258H147ZM51 260V259H50ZM146 260V259H145ZM150 260V259H149ZM148 260V261H149ZM201 261V260H200ZM50 262V261H49ZM134 262V261H133ZM133 262H131V264L133 263ZM147 261H145V262H143V263H146ZM198 262V261H197ZM195 263V264H198V263ZM47 263V262H46ZM106 263H107V261H106ZM113 263V262H112ZM138 263V262H137ZM200 263V262H199ZM203 263V262H202ZM15 264H25V262H23V260L20 258V259H17V261H16V263ZM108 264H109V261H108ZM135 264V263H134ZM139 264V263H138ZM222 264V263H221ZM251 264H258L257 262H254V261H252V263Z\"/></svg>", "mask_w": 264, "mask_h": 264}]
</instances>
